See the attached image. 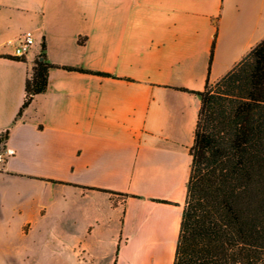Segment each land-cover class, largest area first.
Listing matches in <instances>:
<instances>
[{
	"label": "crops",
	"instance_id": "obj_1",
	"mask_svg": "<svg viewBox=\"0 0 264 264\" xmlns=\"http://www.w3.org/2000/svg\"><path fill=\"white\" fill-rule=\"evenodd\" d=\"M26 31L32 50L6 58ZM263 39L264 0H0V136L15 152L0 264H172L200 105L188 91ZM42 42L48 87L20 115Z\"/></svg>",
	"mask_w": 264,
	"mask_h": 264
},
{
	"label": "trees",
	"instance_id": "obj_2",
	"mask_svg": "<svg viewBox=\"0 0 264 264\" xmlns=\"http://www.w3.org/2000/svg\"><path fill=\"white\" fill-rule=\"evenodd\" d=\"M53 67L42 42L20 115L46 91ZM188 92L200 105L172 264H264V39L224 77Z\"/></svg>",
	"mask_w": 264,
	"mask_h": 264
},
{
	"label": "built area",
	"instance_id": "obj_3",
	"mask_svg": "<svg viewBox=\"0 0 264 264\" xmlns=\"http://www.w3.org/2000/svg\"><path fill=\"white\" fill-rule=\"evenodd\" d=\"M35 44L34 36L31 31L24 32L17 40L13 53L17 58H23L32 50ZM15 155L14 150L6 144V136H0V170L4 168L10 158Z\"/></svg>",
	"mask_w": 264,
	"mask_h": 264
}]
</instances>
